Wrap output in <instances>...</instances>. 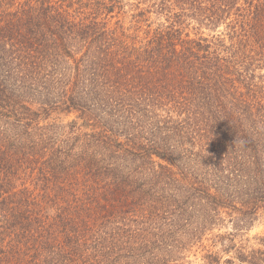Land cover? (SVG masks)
Returning a JSON list of instances; mask_svg holds the SVG:
<instances>
[{
  "label": "trees",
  "instance_id": "1",
  "mask_svg": "<svg viewBox=\"0 0 264 264\" xmlns=\"http://www.w3.org/2000/svg\"><path fill=\"white\" fill-rule=\"evenodd\" d=\"M263 218L264 0H0V264H264Z\"/></svg>",
  "mask_w": 264,
  "mask_h": 264
},
{
  "label": "rangeland",
  "instance_id": "2",
  "mask_svg": "<svg viewBox=\"0 0 264 264\" xmlns=\"http://www.w3.org/2000/svg\"><path fill=\"white\" fill-rule=\"evenodd\" d=\"M74 114L69 115V116H63V118L66 121L72 120L74 118ZM230 230L229 228H223L221 232H224L226 230ZM264 231V218L261 219L260 221H257L253 227L249 231H247L242 238H250L251 243L254 242L253 237L256 234H262ZM217 232V231H216ZM210 235L208 236V238ZM221 248V245L218 244L217 246L212 245V240H204L203 245H195L191 248V250H186L183 251V259L187 260L190 262V264H203L205 259L204 255L207 253L208 250L212 251H219ZM225 256H228V254H225Z\"/></svg>",
  "mask_w": 264,
  "mask_h": 264
}]
</instances>
